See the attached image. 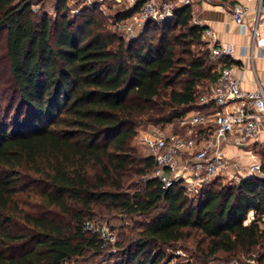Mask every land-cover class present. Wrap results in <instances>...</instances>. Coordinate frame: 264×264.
<instances>
[{
    "label": "trees",
    "instance_id": "1",
    "mask_svg": "<svg viewBox=\"0 0 264 264\" xmlns=\"http://www.w3.org/2000/svg\"><path fill=\"white\" fill-rule=\"evenodd\" d=\"M69 1L59 0L54 21L35 14L28 0H0V37L14 86L0 114V264L113 257L110 244L84 223L114 211L146 217L115 242L125 254L115 264H162L161 247L193 231L201 238L192 261L177 264H209L221 252L257 253L255 261L264 264V163L259 175L215 180L191 197L181 187L143 181L155 164L133 145L142 123L165 127L206 109L201 92L227 63H213L208 46L193 52L207 27L193 23L184 5L127 42L107 30L98 8L70 19Z\"/></svg>",
    "mask_w": 264,
    "mask_h": 264
},
{
    "label": "built area",
    "instance_id": "2",
    "mask_svg": "<svg viewBox=\"0 0 264 264\" xmlns=\"http://www.w3.org/2000/svg\"><path fill=\"white\" fill-rule=\"evenodd\" d=\"M76 1L86 8H98L101 11L108 7L107 0ZM123 1L126 8L132 9L140 0ZM256 1L258 5L252 33L254 40L259 41V26L264 24V0ZM196 3L197 0H143L126 18H114V32L127 42L132 41L139 36L147 22L171 19L176 8L184 5L191 6L193 22L200 24L196 17ZM230 11L239 25L246 26L245 7L236 3ZM203 38L208 44L212 60L219 62L234 55L232 45L216 42L212 29L206 28ZM199 104L205 105L206 109L193 110L165 127L153 126L144 142L151 151L149 156L155 165L143 177V181L155 179L162 189L178 186L188 196L196 197L218 177L240 179L261 173L258 160L244 163L239 156L230 155L226 148L235 146L245 150L249 143L259 138L264 125V80H258L255 89L245 90L232 68L224 66L208 93L200 95ZM84 230L98 235L105 244L116 240L115 232L101 220L86 221ZM251 262L254 263V260ZM231 264L240 262L233 260Z\"/></svg>",
    "mask_w": 264,
    "mask_h": 264
},
{
    "label": "rangeland",
    "instance_id": "3",
    "mask_svg": "<svg viewBox=\"0 0 264 264\" xmlns=\"http://www.w3.org/2000/svg\"><path fill=\"white\" fill-rule=\"evenodd\" d=\"M212 3H216L219 0H210ZM30 2L31 10L37 14L42 15L44 13H48L52 20L57 19L58 15V3L59 0H28ZM107 9L101 11L102 16L106 19L107 22V30L114 32L113 27V20L118 14L119 11H122L126 8V3L122 0H107ZM69 10L66 12L68 13V17L70 19L75 18L80 12L85 8L76 0H70L68 3ZM78 11H73V10ZM194 23V22H193ZM204 40V39H203ZM208 46L206 40L204 43L194 44L192 45L193 52L197 55L200 53L201 50H204ZM210 60L215 63V60ZM208 89L202 90L201 94L208 93ZM14 95V86L10 78L9 66L7 62V58L3 49V40L0 37V114L2 115L5 108L4 107L11 96ZM15 106L13 107L12 111H9V121L8 124L12 125L15 122ZM153 126L147 123H142L138 126V133L134 138L133 145L137 146L140 153L144 156H149L151 151L149 147L145 144L144 139L147 135L152 131ZM174 128V126H171ZM251 149V153L249 155H245L242 153H238L241 156V160L244 163H252L256 159L259 161L260 164L264 163V147L263 145L253 143L250 144L248 150ZM216 180H220L222 184H230L231 182H237L240 179L236 177L229 178L228 176L218 177ZM37 191H41V187L36 189ZM25 198V197H24ZM36 201V200H34ZM33 201V202H34ZM250 212L248 214V220L254 218H250ZM95 220H101L104 222L110 230L115 232L116 240H122V236L124 233L131 234V229L133 228L135 231L138 230L139 225L146 221L145 216H135L133 218L126 217L124 214L114 211L108 214H97ZM247 222H250L248 221ZM201 236H199L195 231L192 232L191 236L188 237L186 240H182L176 244L171 246H162V250L166 252L167 259H164L162 264H177V263H187L192 261V256L196 252L197 243L200 240ZM114 243L109 245V248L115 251V255L112 257L109 254H103L102 256H87L85 261H81L79 264H115L116 262L121 261L122 257L125 256L121 251L118 250L117 246H114ZM256 254L252 255H240L237 257H227L226 253H219L217 258L211 259L209 264H231L233 260H237L240 264H257L255 261ZM228 258V259H227ZM254 260V263L251 262Z\"/></svg>",
    "mask_w": 264,
    "mask_h": 264
},
{
    "label": "crops",
    "instance_id": "4",
    "mask_svg": "<svg viewBox=\"0 0 264 264\" xmlns=\"http://www.w3.org/2000/svg\"><path fill=\"white\" fill-rule=\"evenodd\" d=\"M239 3L246 8V26L239 25L233 18L230 8ZM256 0H197L196 17L200 24L212 29L217 43L230 44L234 47V55L227 59L224 66L232 68L234 75L241 80L245 90H253L257 87V81L264 80V24L259 26L260 40L255 41L252 26L255 23ZM222 66V67H224ZM221 67V68H222ZM220 68V70H221ZM257 143L264 147V125L259 138L249 143L245 148L227 146V152L232 156H241L238 153L249 155L250 144ZM250 212H255L252 210ZM248 223V222H246Z\"/></svg>",
    "mask_w": 264,
    "mask_h": 264
},
{
    "label": "bare ground",
    "instance_id": "5",
    "mask_svg": "<svg viewBox=\"0 0 264 264\" xmlns=\"http://www.w3.org/2000/svg\"><path fill=\"white\" fill-rule=\"evenodd\" d=\"M249 216H250V218H252L253 217V212H251Z\"/></svg>",
    "mask_w": 264,
    "mask_h": 264
}]
</instances>
